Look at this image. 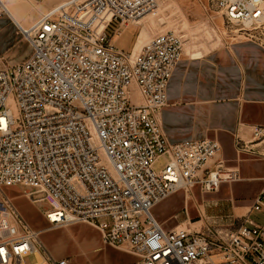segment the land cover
<instances>
[{
  "label": "built area",
  "instance_id": "obj_1",
  "mask_svg": "<svg viewBox=\"0 0 264 264\" xmlns=\"http://www.w3.org/2000/svg\"><path fill=\"white\" fill-rule=\"evenodd\" d=\"M211 3L246 37L264 25V0ZM157 4L63 0L27 26L15 23L32 52L0 68V264L70 262L49 253L40 230L5 194L14 185L26 186L34 203L49 204L43 211L53 226H97L105 243L137 256L130 264H264V221L251 216L264 211V186L236 227L166 230L152 213L180 188L201 183L210 190L232 178L212 168L218 140L172 143L164 133L160 112L183 38L160 32L130 51L113 42ZM3 14L8 7L0 0Z\"/></svg>",
  "mask_w": 264,
  "mask_h": 264
},
{
  "label": "crops",
  "instance_id": "obj_2",
  "mask_svg": "<svg viewBox=\"0 0 264 264\" xmlns=\"http://www.w3.org/2000/svg\"><path fill=\"white\" fill-rule=\"evenodd\" d=\"M8 1L13 6L16 4L15 0ZM35 1L39 2V7H37L38 9L35 10L33 16L39 9H43V7L57 0ZM10 10L13 19L16 22H20L13 10L11 8ZM4 47L3 41H0V51ZM24 48V42L18 41L15 46L8 48L6 52L14 56L17 54V58L20 59L26 55ZM30 49L31 54V45ZM122 49L127 50L125 48ZM25 59L13 62L1 61L0 59V68L22 62ZM132 92L135 98L140 101L136 87L132 88ZM167 97L168 103L161 109L160 118L164 133L170 142L175 143L190 138L216 139L222 146V156L227 160L234 161L236 158V137L250 131L254 125L264 126V46L256 39L247 37L228 40L221 46L200 54L185 51L168 83ZM262 164H264V161L252 164L244 163L246 169L252 166L250 176L245 175L248 177L247 180L222 183L216 191H203L202 185L197 183L183 191L184 196L181 203H178L171 213L165 212V209L171 207V203L167 202V199L183 190L178 189L165 199L157 202L152 207V213L164 229L174 230L179 228L193 229L192 227L184 226L183 223L187 221L186 216L189 210L195 212L201 201L206 202L210 209L221 202L227 203L226 211L233 210L236 213L239 206H235L234 203L231 205V202L240 199L241 202L246 204L252 201L249 206L250 209L257 190L253 181H246L264 177ZM198 192L199 194H197ZM221 192H223L222 197H213L211 199L207 197L209 194ZM15 193L14 190V195L16 196ZM249 209L247 212H249ZM226 211L217 213L219 214L217 217H220L218 220L219 224L223 223L220 221L228 222L231 220L230 217L224 219L223 215ZM43 216L47 221V225L38 228L40 235H42L43 230L62 227L51 225L44 212ZM251 216L258 222L264 221V211L252 212ZM71 224H78V222ZM34 228L37 229V227ZM70 228L84 231L94 230L98 235V239H95V245L92 246V249L96 253H107L106 258L109 264H130L137 259L135 254L125 249H110L100 246L102 244L100 230L84 225ZM71 229H69L70 233L73 234L74 229L73 232ZM81 237L85 244L89 243L90 240L85 237L84 233H82ZM40 238L42 239L41 236ZM45 238L48 247L43 242L44 246L52 254L49 250V235L45 236ZM97 241L99 242L98 244L96 243Z\"/></svg>",
  "mask_w": 264,
  "mask_h": 264
},
{
  "label": "rangeland",
  "instance_id": "obj_3",
  "mask_svg": "<svg viewBox=\"0 0 264 264\" xmlns=\"http://www.w3.org/2000/svg\"><path fill=\"white\" fill-rule=\"evenodd\" d=\"M5 1L20 20V23L27 26L31 24L41 13L63 0H57L56 2L43 7V9H39L35 16H33V14L35 13V10L38 9L37 7H39V2L35 0H15L16 4L13 6L8 0ZM114 26L115 25H112L109 28V31H112ZM4 28H6V30H4ZM238 28H240L239 25L230 24L226 21L224 15L211 3V0H158L156 7H153V9L141 15L136 21L129 22L128 25L123 28L121 35L113 37V42L118 47H122L130 51L134 48V46L138 45L136 49L139 48L145 40L147 41L157 33L174 31L183 38L185 51L200 54L215 49L228 40L247 38L244 33H242L243 31L237 30ZM253 33L256 35L254 39L262 43L264 46V25L259 27L256 31L253 30ZM0 41H3L5 45L4 49L0 51L1 61L13 62L20 59L22 60L30 54L31 49L28 41L21 35L15 22L9 18L7 14H3L0 17ZM18 41L24 42V51H26V55L20 59L17 58V54L14 56L13 54L6 52V50L8 51V48L15 46ZM255 127L264 128L263 125H254L250 131L236 137V158L234 161L224 158L222 156V149L215 158L212 165L213 170H217L219 168L224 175L223 177L226 176L225 174L230 173L232 178L222 179L218 186L210 190L205 189L202 185L203 191H216L220 188L222 183L241 182L242 180L245 181L248 178L245 175L250 176L252 166L246 169L244 163L252 164L264 161V129L262 132L257 133ZM164 163L165 157H161L155 163L154 167L158 170ZM262 167H264V164H262ZM251 181L254 182L253 184H255L257 190V194L255 195L256 199L260 191L263 189L264 177L260 179L253 178L246 182ZM199 185H201V183H199ZM27 189L28 188L23 185H14L5 187L4 192L13 200L19 211L32 227H37V229L45 227L47 225V221L43 216V210L49 207V204L46 201L34 203L32 199L25 195L24 191ZM180 189L183 190L167 199V202L171 203V207L165 209V212L171 213L172 209L178 205V203H181L184 196L183 191H186L187 189ZM14 190L16 192V196L14 195ZM197 194H199V192ZM37 195L38 194H35L34 196L36 197ZM222 196L223 192L207 195L209 199ZM233 203L235 206H239L236 213L233 212V210L228 212L226 211L228 207L226 205L227 203L221 202L212 207V210L208 208L209 206L206 205V202L201 201L195 212L189 210L186 216L187 221L186 223H183V225L192 227L193 229L202 228L208 224L236 227L242 222L244 216L248 213L247 211L250 203H243L240 199H236L234 202H231V205H233ZM224 211H226L223 215L224 219L226 217H230L231 220L228 222L220 221L223 223L219 224L218 220L220 217H217V215H219L217 213ZM72 225H84L86 227L100 230L92 223L79 221L78 224H68L57 229L43 230L42 235H39L42 237L40 240H43L42 243L44 242L48 247L45 236L49 235L50 239L48 242L50 252L57 257H69L70 264H109L108 259L106 258L107 253H96L92 249V246L95 245V239H98V235L94 232V230L84 231L82 229L78 230L77 228H73V232V229L70 228L73 227ZM69 229H71L73 234L70 233ZM82 233H84L85 237L90 240L89 243H84L81 237ZM96 243L98 244L99 242L97 241ZM100 246L110 249H123L121 247L107 244L103 240ZM26 260L28 263L34 262L35 256H28Z\"/></svg>",
  "mask_w": 264,
  "mask_h": 264
},
{
  "label": "bare ground",
  "instance_id": "obj_4",
  "mask_svg": "<svg viewBox=\"0 0 264 264\" xmlns=\"http://www.w3.org/2000/svg\"><path fill=\"white\" fill-rule=\"evenodd\" d=\"M4 1V3L6 4V6L8 7V16L16 23V21L13 19V15H12V12H11V10H10V8H9V6H8V4H7V2L5 1V0H3ZM20 23V22H19ZM144 42H146V40L144 41ZM143 42V43H144ZM142 43V44H143ZM141 44V45H142ZM34 228V227H33ZM35 229V228H34ZM36 254H37V257H39L40 258V255H39V252L38 251H36Z\"/></svg>",
  "mask_w": 264,
  "mask_h": 264
}]
</instances>
